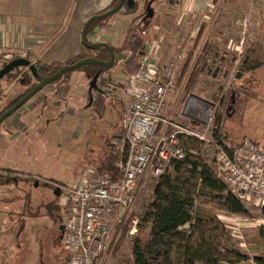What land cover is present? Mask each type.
Returning a JSON list of instances; mask_svg holds the SVG:
<instances>
[{
  "label": "rangeland",
  "instance_id": "rangeland-1",
  "mask_svg": "<svg viewBox=\"0 0 264 264\" xmlns=\"http://www.w3.org/2000/svg\"><path fill=\"white\" fill-rule=\"evenodd\" d=\"M136 1L137 7H140L139 10L129 13L126 8H123L119 13L104 18L96 24L103 28L104 34H99L100 38L109 43L115 54L113 66L107 67L99 79V90L107 92V97L114 102L119 101L123 114L122 109L126 101L134 97L136 93V89L131 86V78L134 74L147 73L156 65L166 76L169 72L168 67H172L173 59L184 55V59L182 58L179 62L176 90L168 99L163 117L176 123L185 121L187 115H181L179 112L191 99L195 101L196 107H192L187 112L189 115H196L199 111L204 112L206 108L214 107L216 121L223 123L231 139L240 141L243 138H250L264 150V14L257 12L248 29L242 26L243 16L250 12V5L259 4V7H264V1L251 4L247 0H240V4L236 0L237 8L222 7L214 13V19L209 21L210 26L207 31L206 26L204 27L206 13L200 10L198 14H192L186 9L182 10V0H173V3L172 0H154L152 7L155 9V14L150 18L142 15L144 7H147V2L150 0ZM203 9L206 10V5ZM102 11L103 9L96 14ZM143 30L147 31L146 34H142ZM225 33L224 44L219 46L214 44L215 48L217 46L218 48L211 52L210 45H206V35L222 37ZM89 40L87 41L91 42ZM229 40H232L231 44L227 45ZM92 54L94 51L84 47V52L80 56L93 57ZM122 57L125 64L119 62ZM223 57L226 60L222 62ZM245 65L254 69L251 71L243 69ZM126 68L129 75L125 77V80L121 83L117 82L118 76L108 77L111 81L108 87L107 82H104L107 80V73L110 71L112 75H121L122 72H126ZM80 69L67 73L73 81L74 90L82 83L79 84V78L82 76L83 67ZM183 69L187 70L184 74ZM195 70L196 72H193ZM240 73L241 76H239ZM28 80H31V83L26 85ZM90 81L89 78V81L85 82L87 88ZM36 83L30 70L25 67L16 68L11 74L2 78L0 80V113ZM133 83L143 88L149 85L148 81L144 85L135 81ZM117 91L123 93L120 99H118ZM80 93L82 90L78 95ZM87 100L88 98L85 97V101ZM72 102L69 101L71 104ZM69 107L74 110L73 116L67 113L60 116L66 110L61 109L58 113L57 110H52L53 114L48 115L49 119L47 118L46 129H43L44 137L38 134V125L29 129V134L32 136L30 145H27V151L23 145L20 146L19 162L12 167L13 170L19 168L20 170L16 171L23 170V174H26L25 177L17 180L19 183L14 182L10 188L2 185L11 177V173L0 171V186L5 188L0 197L12 196V199H17L11 208H5V212L15 223L12 227L14 232L17 226V237L15 235L14 240L19 239L18 245H22L19 247L17 243L5 241L6 247L2 253L4 264H15V258L12 257L21 254L22 248H28V255H32V259L38 264H70V256L61 242L63 232L60 226L64 225L61 223L64 220L63 211L59 209L58 215L55 213L51 215L48 210L52 202L57 203L58 185L49 181H29L27 174L39 173L45 178H58L63 182L62 184L59 182L62 186L78 185L82 179H85L86 166L84 167L83 164L90 163L95 168L94 177L96 172L101 175L97 168L105 163L107 156L114 155V147L113 139L109 137L110 133L105 135L110 128L101 122L105 119L98 109L92 108L90 112L81 110L75 103ZM4 123L0 125V131L3 130ZM95 123L99 127L97 138L93 130ZM118 132L121 133V128ZM34 135L39 136L38 139L35 138L33 156H29L28 147H32ZM105 136L108 138L99 147L98 141ZM90 149L94 152L93 155L89 154ZM200 153L203 154V151ZM202 156L204 157L205 153ZM203 159L206 160V158ZM88 169L91 168L87 165ZM47 183L56 185L55 190L52 191L53 186L49 187ZM154 183L155 180L151 178L143 180L131 215L121 229L109 237L103 264H133L132 239L142 236L141 217L145 213L146 204L152 197ZM24 184L27 188H24ZM62 189L60 187V191ZM61 194L60 192L59 195ZM2 203L0 202V211L4 208ZM248 209L250 215L231 214L222 209L219 202L207 199L203 195L197 199L194 214L207 217L218 216L231 235L233 234L232 244L235 247L253 252V255L263 256L264 242L260 237L259 229L264 225V215L261 209L251 207ZM6 214L0 216V233L2 234V224ZM136 218L139 219L138 230L135 234H131L133 220Z\"/></svg>",
  "mask_w": 264,
  "mask_h": 264
},
{
  "label": "built area",
  "instance_id": "built-area-1",
  "mask_svg": "<svg viewBox=\"0 0 264 264\" xmlns=\"http://www.w3.org/2000/svg\"><path fill=\"white\" fill-rule=\"evenodd\" d=\"M247 1L255 4L264 0ZM256 15L250 9L243 16L242 26L248 29ZM146 32L143 30L142 34ZM183 56L173 59L166 76L156 65L147 73L132 76L131 86L136 93L125 103L124 131L113 143L119 177L115 179L96 172L94 178L86 177L78 185L62 187L59 197L65 226L62 245L70 256V264H103L109 237L116 234L131 215L143 180L162 176L173 161L185 159L188 148L184 139L187 137L204 142L205 156L202 157L215 165L217 177L246 208L264 207V150L258 143L244 138L232 147L233 139L226 133H222L221 142L217 141L214 107L189 115L187 112L196 107L191 99L179 112L187 115L185 121L176 123L162 116L170 95L176 90ZM12 57L0 46V69L4 60ZM134 81L140 85L148 81L149 85L143 88ZM162 121L164 127L159 131ZM33 178L42 179L38 175ZM138 223V218L133 220L131 234L137 232Z\"/></svg>",
  "mask_w": 264,
  "mask_h": 264
},
{
  "label": "crops",
  "instance_id": "crops-1",
  "mask_svg": "<svg viewBox=\"0 0 264 264\" xmlns=\"http://www.w3.org/2000/svg\"><path fill=\"white\" fill-rule=\"evenodd\" d=\"M113 1L114 0H0V46L5 53L15 57L21 56L28 58L32 63L41 62L44 64H50L68 62L84 52V46L81 41L82 31L87 20L98 11L110 7L113 4ZM235 1L236 0H182L181 7L182 10L186 9L192 14H198L200 10L204 11V13H206V24H204V27L206 26L207 31L210 26L209 21L214 19V13L222 7L234 6L237 8L238 5ZM237 1L241 4L240 0ZM171 2L173 3L174 1L172 0ZM231 3L233 5H229ZM205 5L206 10L203 9ZM250 9L253 10L255 14L257 12H262L264 14V7H259V4L250 5ZM102 31L103 28L100 25H96L95 28L88 33L87 39H90L89 41L91 42H105L99 36V34H104ZM225 35L226 33L222 37H207L206 35V45H210L211 52L216 50L219 45L224 44L223 41ZM231 41L229 40L227 45H230ZM214 44H218L217 48H215ZM124 59L123 57L122 59L120 58L119 62L125 64ZM225 60L226 58H221L222 62ZM126 72H122L121 75H112L109 71V73H107V80L104 82H107V86L109 87L111 84L109 78L118 76L116 77L117 82L122 83V81L125 80V77L129 75L127 68ZM102 74L103 71L101 75ZM82 76L79 78V84L82 82V85L77 84L80 87L77 86L76 90L73 88V81H71L70 77L48 85L19 109L14 116L5 121L6 123L3 124V130L0 131V171H5L9 174L11 173V177L3 182L7 184L1 182L2 185L9 186L8 188H10L14 182L19 183L18 179H22V177L26 176V174H23V170L18 172L16 170H20L19 168L16 170H13L12 168L19 162L20 146L23 145V148L27 151V145H30L29 142L32 138L29 134V129L36 125H38V134L44 137L43 134L45 131L43 129H46L45 127L48 124V115L53 114L52 110L54 109L57 110V113L58 111H61V109L64 111L66 110V112L59 113L60 116L64 113L73 116L74 110L69 106L74 103L77 104L81 110L89 112L93 110L92 108H96L102 113L105 119L101 120V122H103L106 127L110 128L107 134L104 133L106 136L110 133L109 137L113 139V143L117 137L123 134V114L120 109V102L118 101L117 103L112 99H109V97H107V92L102 90H94L91 99L89 91L90 85L88 88L86 86L87 84L85 85V82L89 81V75L86 71H82ZM99 79L97 85L100 87ZM81 90L82 93L78 95ZM119 92L120 91H117L119 96L118 99L123 95V93ZM112 96H114V94ZM85 97L88 98V103L85 101ZM113 98L118 100L116 97ZM69 101H73L72 104L69 103ZM68 107L69 109H67ZM121 114L122 120L120 117ZM163 115L164 113H162V116ZM120 128L121 133L118 132V129ZM93 130L96 133V137L99 131L97 123L94 124ZM38 136L34 135L32 147H28L29 156H33L32 149L36 143L35 138L37 137L38 139ZM106 136L103 137L101 141H98L99 147H101L104 144V141L108 138H106ZM89 152V154L92 153V155L94 153L93 151L91 152V149ZM58 162L60 161L58 160ZM58 165L60 164L58 163ZM83 165L84 167L86 166L84 177L94 178L95 168L90 163H84ZM87 165L91 169L87 170ZM27 175L29 181L31 180L32 182L49 181L48 179H50L56 184L59 182L61 184L63 183L58 180V178H45L39 173H28ZM33 175H38L42 179L37 181L33 179ZM35 185L37 186L38 184L36 183ZM47 185L49 187L52 185V191L55 190L54 187L56 185L51 183H47ZM25 187L27 188L24 184V188ZM4 189L5 188L3 187L0 188V194H3ZM10 191L14 193L13 190ZM60 192V188L58 187V193L60 194ZM0 199V202H3L2 204H4L3 210L0 211V216H3L6 214L5 208H11L14 205V201L16 202L17 199H12V196L0 197ZM5 217V221L2 224L4 235L0 233V264H4L2 253L5 251V241L9 243H17V246L22 247V245H18L20 243L19 239H16V241L14 240L17 226H15L14 232L12 227L15 223L12 222V218L9 214H6ZM28 251V248H22L21 254L12 257L15 258V264H38L37 261L32 259V255H28ZM241 251L248 254L251 259L239 264H256L253 257L257 255H253V252L246 250ZM32 260H34L35 263Z\"/></svg>",
  "mask_w": 264,
  "mask_h": 264
},
{
  "label": "trees",
  "instance_id": "trees-1",
  "mask_svg": "<svg viewBox=\"0 0 264 264\" xmlns=\"http://www.w3.org/2000/svg\"><path fill=\"white\" fill-rule=\"evenodd\" d=\"M117 3H119V0H114L112 5ZM108 9L106 8L100 13ZM101 20L94 21L90 25L88 33ZM92 56L106 61L110 58L109 51L105 48L94 50ZM15 58L17 57L13 56L12 59L4 60L2 67ZM83 58H86V56L79 55L65 63L44 64L33 62L35 71L30 70V72L37 83L32 84L31 88L21 97L45 77L54 74L66 64L75 63ZM106 69L99 65H87L83 67L82 71L85 70L92 80L98 71L104 72ZM243 69L251 71L254 67L245 65ZM186 71V69H183L182 73L184 74ZM193 72H196V70ZM239 76H241V73ZM67 77L68 75L66 74L53 83L65 80ZM30 83L31 80L26 81V85ZM6 110L1 112L0 115ZM216 126L214 136L217 141L221 142L222 133L227 134V131L222 122H217ZM163 127L164 123L162 121L159 124V131ZM170 128L168 129L170 130ZM240 141L232 140V147L237 146ZM184 144L188 148L185 159L173 161L170 169L164 175L159 177L151 176L155 183L152 197L146 204L145 213L141 217L140 229L142 236L132 239L133 264H239L250 260L251 257L248 254L243 253L232 244L233 237L218 216L207 217L194 214L197 199L203 195L207 199L219 202L222 209L231 214L250 215V212L230 192L227 185L217 177L215 165L208 163L199 154L205 147L204 142L195 137H187L184 139ZM190 150H195L199 153L192 154ZM114 151V155L107 156L105 163L101 164L97 171L101 175L117 179L120 171L115 165L117 155ZM48 180L49 182H54L53 180ZM57 185L59 188L67 186L59 185V183ZM59 197L60 195L56 196L57 203L52 202L50 207H48L51 215L54 213L58 215L59 209L62 210L59 205ZM261 210L264 215V207ZM63 222L61 221V223ZM259 234L264 242V225L260 227ZM253 260L256 264H264V255L255 256Z\"/></svg>",
  "mask_w": 264,
  "mask_h": 264
},
{
  "label": "water",
  "instance_id": "water-1",
  "mask_svg": "<svg viewBox=\"0 0 264 264\" xmlns=\"http://www.w3.org/2000/svg\"><path fill=\"white\" fill-rule=\"evenodd\" d=\"M135 0H120L119 3L107 11H104L103 13H98L92 15L87 22L84 25L83 31H82V45L89 49V50H100V49H107L111 55L110 60H101L97 57H87L80 59L79 61L73 63V64H66L64 67L59 69L57 72H55L52 75H49L45 77L42 81L38 82V84L31 89L28 93H26L23 97H21L14 105H12L9 109H7L2 115H0V125L4 123L8 118H10L13 114H15L19 109H21L30 99H32L37 93L42 91L44 88H46L48 85L52 84L53 82L57 81L58 79L62 78L64 75H66L70 71H74L77 69H80L87 65H99L102 67H112L115 62V54L113 51V48L109 45L107 42H88L87 36H88V30L90 25L96 21L101 20L107 17H110L116 13H119L126 4L129 9L134 7ZM148 17H152V10L149 8L148 10ZM28 68L31 71H35V64L32 63L28 58L25 57H17L10 61L7 65L2 67L0 69V80L4 78L6 75H8L10 72L15 70L16 68ZM102 71H98L92 80L90 81V97L92 99V91L93 90H99V86L97 85V81L99 77L101 76ZM57 195H59L57 191ZM65 226L61 225L60 230L63 232Z\"/></svg>",
  "mask_w": 264,
  "mask_h": 264
},
{
  "label": "flooded vegetation",
  "instance_id": "flooded-vegetation-1",
  "mask_svg": "<svg viewBox=\"0 0 264 264\" xmlns=\"http://www.w3.org/2000/svg\"><path fill=\"white\" fill-rule=\"evenodd\" d=\"M120 1V0H119ZM136 1V0H135ZM154 0H150V1H148L147 2V7H144V10L142 11L143 12V14H142V12L140 13V14H142L143 15V17H147V18H150V17H148L147 15H148V10H149V8H151V10H152V17L154 16V14H155V9H154V7H152V5L154 4ZM118 4V3H117ZM117 4H115V5H112V6H110V7H108L109 9H111V8H113V7H115ZM127 4V3H126ZM124 5V6H126V7H124V8H126L127 9V11H129V13H132V12H134V11H137V10H139V8L137 7V1L135 2V5H134V7H132L131 9H129L128 8V6L127 5ZM110 59V58H109ZM79 61V60H78ZM77 62V61H76ZM71 64H73V63H71ZM30 70V69H29Z\"/></svg>",
  "mask_w": 264,
  "mask_h": 264
}]
</instances>
